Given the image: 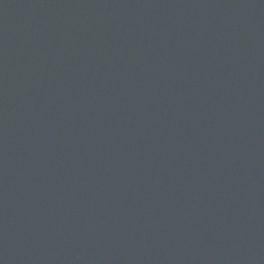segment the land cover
Returning <instances> with one entry per match:
<instances>
[{
    "label": "water",
    "instance_id": "95a60500",
    "mask_svg": "<svg viewBox=\"0 0 264 264\" xmlns=\"http://www.w3.org/2000/svg\"><path fill=\"white\" fill-rule=\"evenodd\" d=\"M0 264H264V0H0Z\"/></svg>",
    "mask_w": 264,
    "mask_h": 264
}]
</instances>
